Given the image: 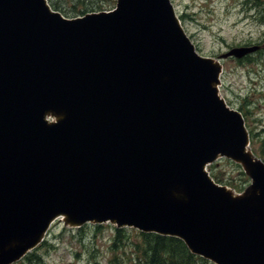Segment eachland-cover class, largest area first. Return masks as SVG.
Returning a JSON list of instances; mask_svg holds the SVG:
<instances>
[{
	"label": "water",
	"instance_id": "water-1",
	"mask_svg": "<svg viewBox=\"0 0 264 264\" xmlns=\"http://www.w3.org/2000/svg\"><path fill=\"white\" fill-rule=\"evenodd\" d=\"M115 8L66 19L47 0H0V191L16 178L48 185L25 226L0 214V264L34 249L60 216L70 226L110 221L178 237L215 264H264V163L247 149L242 116L218 96L219 64L197 55L169 0H117ZM257 50L236 47L221 57ZM197 98L225 117L229 132L212 134L195 122ZM95 149L120 164L121 173H133L125 195L136 196L132 218L78 219L50 193L48 172ZM220 157L251 179L241 195L215 185L205 171ZM159 205H168L160 223L140 218ZM188 214L192 219L180 220ZM164 218L170 219L166 230ZM228 245L229 257L222 258Z\"/></svg>",
	"mask_w": 264,
	"mask_h": 264
},
{
	"label": "rangeland",
	"instance_id": "rangeland-1",
	"mask_svg": "<svg viewBox=\"0 0 264 264\" xmlns=\"http://www.w3.org/2000/svg\"><path fill=\"white\" fill-rule=\"evenodd\" d=\"M170 1L201 56L215 58L232 47L260 46L240 64L224 62L219 86L221 97L230 107L240 109L247 130L253 131L254 142L249 149L258 156V148L264 143V0ZM211 172L235 195L250 186L242 166L231 161L221 160ZM97 226L88 224L77 229L55 220L44 242L32 251L36 257L28 256L13 264H108L114 226ZM131 230L123 238L137 242L136 231ZM195 264L212 263L205 260Z\"/></svg>",
	"mask_w": 264,
	"mask_h": 264
},
{
	"label": "trees",
	"instance_id": "trees-1",
	"mask_svg": "<svg viewBox=\"0 0 264 264\" xmlns=\"http://www.w3.org/2000/svg\"><path fill=\"white\" fill-rule=\"evenodd\" d=\"M114 2L115 0H48L53 10L69 18L84 16L91 12L109 11L113 8ZM249 134L253 143L255 135L253 131H249ZM258 156L264 162V143L258 148ZM215 166L211 165L210 168L213 169ZM129 231L132 230L114 228V239L110 248L112 256L108 264H195L196 261H205L192 255L177 238L136 231L138 240L133 242L123 238ZM29 256L36 257L33 253Z\"/></svg>",
	"mask_w": 264,
	"mask_h": 264
},
{
	"label": "flooded vegetation",
	"instance_id": "flooded-vegetation-1",
	"mask_svg": "<svg viewBox=\"0 0 264 264\" xmlns=\"http://www.w3.org/2000/svg\"><path fill=\"white\" fill-rule=\"evenodd\" d=\"M227 60H228V61L230 60V61H232V62H236V61H235L234 59H232V58H228ZM227 60H226V61H227Z\"/></svg>",
	"mask_w": 264,
	"mask_h": 264
},
{
	"label": "bare ground",
	"instance_id": "bare-ground-1",
	"mask_svg": "<svg viewBox=\"0 0 264 264\" xmlns=\"http://www.w3.org/2000/svg\"><path fill=\"white\" fill-rule=\"evenodd\" d=\"M196 210V208H194Z\"/></svg>",
	"mask_w": 264,
	"mask_h": 264
}]
</instances>
